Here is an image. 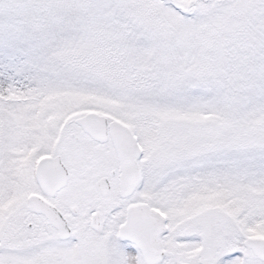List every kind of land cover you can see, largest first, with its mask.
I'll return each mask as SVG.
<instances>
[{
  "label": "snow or ice",
  "instance_id": "1",
  "mask_svg": "<svg viewBox=\"0 0 264 264\" xmlns=\"http://www.w3.org/2000/svg\"><path fill=\"white\" fill-rule=\"evenodd\" d=\"M0 264H264V0H0Z\"/></svg>",
  "mask_w": 264,
  "mask_h": 264
}]
</instances>
